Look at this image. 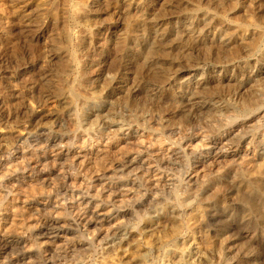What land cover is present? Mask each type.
Wrapping results in <instances>:
<instances>
[{
	"label": "rangeland",
	"instance_id": "obj_1",
	"mask_svg": "<svg viewBox=\"0 0 264 264\" xmlns=\"http://www.w3.org/2000/svg\"><path fill=\"white\" fill-rule=\"evenodd\" d=\"M251 42L256 44L254 51L247 48ZM231 49L238 53L231 54ZM163 69L168 75L165 82ZM263 86L264 0H0V264L175 263L197 230L210 229L208 225L192 229L190 224L202 196L218 182H227L233 192L238 170L227 166L234 159L244 160L247 147L254 160L264 153V117L253 122L255 129L249 127L259 110L244 116L242 127L232 128L233 133H217L214 128L216 120L229 117L219 111L202 112L206 106L216 110L238 105L250 95L263 94ZM192 93L198 98H191ZM198 108L204 110L198 117L194 113L195 123L189 128L183 121ZM203 126L202 131L209 129L204 137L197 132ZM248 127L255 136L252 141V135L243 143L230 138ZM167 128L182 130L191 141L179 144ZM181 159L187 162L185 168ZM161 160L168 165L158 168ZM147 176L154 177L153 183L162 181L153 184ZM187 177H192L189 184ZM127 185L135 186L130 190ZM238 231V224L229 222L226 234ZM249 235L239 237L250 241ZM255 246L264 261V240ZM229 258L240 264L234 254Z\"/></svg>",
	"mask_w": 264,
	"mask_h": 264
},
{
	"label": "bare ground",
	"instance_id": "obj_2",
	"mask_svg": "<svg viewBox=\"0 0 264 264\" xmlns=\"http://www.w3.org/2000/svg\"><path fill=\"white\" fill-rule=\"evenodd\" d=\"M230 2V1H229ZM37 9V8H36ZM263 13V12H262ZM169 30V29H168ZM62 32V31H61ZM184 33V32H183ZM204 34V33H203ZM181 35H182V32H181ZM189 35V34H188ZM227 35V34H226ZM187 36V35H186ZM185 36V37H186ZM193 36V35H192ZM199 36H200V34H199ZM228 36V35H227ZM183 37V36H182ZM184 37V38H185ZM202 37H204V36H202ZM170 38V37H169ZM168 38V39H169ZM176 38H178V37H176ZM188 38V37H187ZM201 38V37H200ZM205 38V37H204ZM189 39V38H188ZM194 40V39H193ZM159 42H160V40H159ZM160 43H162V42H160ZM222 43V42H221ZM232 43V42H231ZM230 43V44H231ZM219 44V43H218ZM157 45V44H156ZM159 45H161V44H159ZM196 45V44H195ZM195 45L193 46V47H195ZM219 45H221V44H219ZM231 45H234V44H231ZM251 45H253V47H251ZM239 46V45H238ZM191 47V46H190ZM203 47H204V45H203ZM211 47H212V45H211ZM216 47V46H215ZM222 48H224V46H221ZM232 47V46H231ZM230 46H229V48H231ZM255 47H256V44L254 43V42H251V43H249V45H247V48H251L249 51H254L255 50ZM228 48V47H227ZM235 48V47H234ZM253 48V49H252ZM152 49V48H151ZM192 49V48H191ZM218 49V48H217ZM155 50V49H154ZM180 50H182V49H180ZM179 50V51H180ZM194 50V49H193ZM204 50V49H203ZM215 50V49H214ZM239 50H240V48H239ZM160 51V50H159ZM176 51V50H175ZM213 51V50H212ZM219 51V50H218ZM222 51H224V50H222ZM222 51H220V54H221V52ZM231 51H232V49H231ZM190 52V51H189ZM188 52V53H189ZM207 52V51H206ZM214 52V51H213ZM148 53V52H147ZM157 53V52H156ZM155 53V54H156ZM170 53H172V52H170ZM186 53V52H185ZM236 53H238V51H236ZM235 52H234V50L232 51V53L231 54H236ZM242 53V52H241ZM243 53H245V52H243ZM243 53H242V56H243ZM148 54H150V53H148ZM184 54V53H183ZM191 54H192V52H191ZM208 55H209V53H207ZM223 54V53H222ZM226 54V53H225ZM229 54V53H228ZM179 55H182V54H179ZM215 55H216V53H215ZM153 56V55H152ZM156 56V55H155ZM183 56V55H182ZM196 56V55H195ZM194 56V57H195ZM198 56V55H197ZM214 56V55H213ZM233 56V55H232ZM236 56V55H235ZM234 56V57H235ZM160 57V56H159ZM193 57V58H194ZM205 57V56H204ZM223 57V56H222ZM228 57V56H227ZM239 57V56H238ZM64 58V57H63ZM214 58V57H213ZM231 58V57H230ZM149 58H147V60H148ZM200 59V58H199ZM217 59V58H216ZM222 59H224V57L222 58ZM151 60V59H150ZM200 60H202V59H200ZM229 60V59H228ZM186 61V60H185ZM226 61V60H225ZM142 64V63H141ZM184 64V63H183ZM194 64V63H193ZM159 65V64H158ZM195 65V64H194ZM63 66V65H62ZM164 66V65H163ZM190 66V65H189ZM159 68H160V66H159ZM158 68V69H159ZM164 68V67H163ZM176 68V67H175ZM165 69V68H164ZM164 69H163V72L162 73H164V82L165 81H167V79L166 78H168V75H166L165 73V71H164ZM173 69V68H172ZM156 70V69H155ZM162 70V69H161ZM160 71V70H159ZM150 73V72H149ZM160 73V72H159ZM159 73H156L157 75L159 74ZM162 73H161V75H162ZM175 74V73H174ZM165 75L167 76V77H165ZM201 75V74H200ZM256 78V77H255ZM161 79V78H160ZM53 81V80H52ZM156 81H157V79H156ZM163 81H161V83L163 82ZM156 84V83H155ZM157 84H159V83H157ZM258 85H259V83H258ZM244 87V86H243ZM264 87V86H263ZM251 88V87H250ZM60 89H62L61 87H60ZM213 89V88H212ZM149 90V89H148ZM63 91V90H62ZM201 91H203V90H201ZM200 91V92H201ZM195 92H196V90H195ZM204 92V91H203ZM248 92V91H247ZM256 92V91H255ZM152 93V92H151ZM215 94H217L216 92H215ZM197 95H199L198 94V92H197ZM196 95V93L194 94V93H192V95H191V98H193V99H195V98H198V96ZM206 95V94H205ZM218 95V94H217ZM216 95V96H217ZM249 95V94H248ZM246 96V95H245ZM222 97H223V95H222ZM234 97V96H233ZM250 97L251 98H244V99H242V102H240L238 105H228L227 107H225V108H220V109H217L216 108V110H213L211 107H208V106H206L205 108H206V110L205 111H203L204 109H202V108H198V109H195L191 114H189L190 115V117H189V115H186V116H188L187 118H186V120L185 121H183L184 123H186L185 125H187L188 127H189V125H192V124H194L195 123V119L193 118V115H194V113H195V116H197V115H199L202 111V113L203 114H205V113H207L208 115H215L216 114V112L217 111H219V113H222V115L224 114V116H227V117H229V119L230 120H228L227 118V120L224 122H219L218 120H216V127H214V128H216V130H217V133H220L221 131L222 132H228V131H230L231 132V129L232 128H238L239 126H241L243 123H242V121H241V119L242 118H244V116H247V115H249V114H251V113H253V112H255V111H257V110H259L258 111V113H260V114H257V115H255V116H251V118H250V123L252 124L255 120H258L259 121V119H261V118H263L264 117V93L263 94H261V95H258V96H256V97H252L251 95H250ZM219 98V97H218ZM230 99V98H229ZM155 100V99H154ZM153 101V100H152ZM156 101V100H155ZM165 101V100H164ZM236 101V100H235ZM168 102V101H167ZM143 105V104H142ZM117 106V105H116ZM155 107V106H154ZM163 107V106H162ZM221 107H224V106H221ZM182 108V107H181ZM146 109V108H145ZM156 109H157V107H156ZM183 109V108H182ZM106 111V110H105ZM201 111V112H200ZM146 112V111H145ZM151 112V111H150ZM149 112V113H150ZM100 114H101V112H99ZM183 113V112H182ZM190 113V112H189ZM99 114V115H100ZM167 114H168V112H167ZM179 114H180V112H179ZM187 114V113H186ZM94 115H96V113L94 114ZM184 115V114H183ZM207 115V116H208ZM219 115V114H218ZM170 116V115H169ZM179 116V115H178ZM185 115H184V117H186ZM138 117V116H137ZM140 117V116H139ZM151 117H152V115H151ZM198 117V116H197ZM206 117V116H205ZM219 117H220V115H219ZM192 118V119H191ZM201 118V117H200ZM210 118V117H209ZM221 118V117H220ZM144 119V118H143ZM183 119H185V118H183ZM88 120V119H87ZM103 120V119H102ZM202 120L203 119H201V122H202ZM204 120H206V119H204ZM197 122H199L198 120H196ZM75 122V121H74ZM196 122V123H197ZM247 122V121H246ZM248 122V123H249ZM60 123V122H59ZM73 123V122H72ZM90 123V122H89ZM180 123V122H179ZM210 123V122H209ZM214 123V122H213ZM255 123V122H254ZM250 124L249 125V127H253L254 126V129H255V127H257V125L256 124ZM260 123V122H259ZM91 124V123H90ZM71 125V124H70ZM183 125V124H182ZM196 125H198V124H196ZM215 125V124H214ZM259 125V124H258ZM154 126V125H153ZM152 126V127H153ZM199 126V125H198ZM210 126H211V124H210ZM213 126V125H212ZM160 127V126H159ZM178 127V126H177ZM187 127V128H188ZM242 127V126H241ZM240 127V128H241ZM249 127H248V130L247 129H245V131L243 132V128L242 129H239V131H237L238 133H234L235 135H236V137H234L235 135H232V137L230 136V138L232 139V140H234V142L235 141H239L240 143H243L242 141H244V140H246V137H249L250 135H252V134H249V131H250V129H252V128H250L249 129ZM173 128H175V127H173ZM183 129H184V126L182 127ZM190 128V127H189ZM200 128V127H199ZM203 128H205L204 126L203 127H201L200 129H198L197 130V132L199 133V134H202V136H203V133L205 134L206 133V135H208V130L209 129H206V130H204V131H202V129ZM212 128V127H211ZM210 128V129H211ZM246 128V127H245ZM197 129V128H196ZM180 130V129H179ZM213 129H211V131H212ZM167 133H170L171 134V136H175V137H177V141L179 142V144L180 143H182L183 141H186V142H188L189 143V141H191V136H189V135H187V133L185 134L184 132H182V130H180V131H176V130H168V128H167ZM184 131V130H183ZM185 131H187L186 130V127H185ZM194 131V130H193ZM214 131V130H213ZM212 131V132H213ZM235 131V130H234ZM188 132H189V130H188ZM196 132V134H198ZM231 133H233V132H231ZM43 134V133H42ZM189 134V133H188ZM210 134V133H209ZM254 134V133H253ZM91 135V134H90ZM105 135V134H104ZM151 135V134H150ZM149 135V136H150ZM211 135V134H210ZM222 135V134H221ZM228 135V134H227ZM62 136V135H61ZM157 136V135H156ZM155 136V137H156ZM158 136L159 137H161L162 135H159L158 134ZM167 136V135H166ZM192 136H194V135H192ZM198 136H200V135H198ZM253 136V135H252ZM91 137V136H90ZM92 137H93V135H92ZM96 137V136H95ZM108 137V136H107ZM141 137V136H140ZM154 137V138H155ZM170 137V136H169ZM174 137V138H175ZM204 137V136H203ZM227 137V136H226ZM254 137L255 136H253V138L251 139V141L254 139ZM86 138V137H85ZM94 138V137H93ZM162 138H163V136H162ZM218 138V137H217ZM216 138V139H217ZM229 138V137H228ZM65 139H67V138H65ZM68 139H70V137L68 138ZM82 139V138H81ZM84 139V138H83ZM82 139V140H83ZM156 139V138H155ZM197 139H198V137H197ZM219 139V138H218ZM221 139V138H220ZM225 139V138H224ZM227 139V138H226ZM231 139H229V140H231ZM58 140V139H57ZM90 140V139H89ZM99 140V139H98ZM131 140V139H130ZM138 141L140 140V139H137ZM157 140H159V141H157V142H160V139H158L157 138ZM167 140V139H166ZM196 140V139H195ZM47 141V140H46ZM51 141V140H50ZM54 141H56V140H54ZM59 141H60V139H59ZM59 141H58V143H59ZM161 141H162V139H161ZM173 141H175V140H173ZM176 141V142H177ZM221 141V140H220ZM225 141V140H224ZM223 141V142H224ZM52 142V141H51ZM61 142V141H60ZM119 142V141H118ZM134 142H136V141H134ZM200 142V141H199ZM202 142H203V139H202ZM260 142V141H259ZM31 143V142H30ZM42 142H40V144L38 145V146H40V145H42L41 144ZM43 143H46L45 141H43ZM54 143V142H53ZM52 143V144H53ZM57 143V142H56ZM55 143V144H56ZM63 143H64V140H63ZM138 143V142H137ZM139 143H140V141H139ZM201 143V142H200ZM236 143V142H235ZM250 143V141L248 142V144ZM52 144H49V145H52ZM62 144V143H61ZM123 144H125V143H123ZM141 144H142V142H141ZM155 144V143H154ZM176 144V143H175ZM210 144V143H209ZM208 144V145H209ZM217 144V143H216ZM245 144V143H244ZM45 145V144H44ZM65 145V144H64ZM81 145V144H80ZM85 145V144H84ZM135 145V144H134ZM152 145V144H151ZM156 145V144H155ZM169 145V144H168ZM202 145V144H201ZM204 145V144H203ZM208 145H206L205 144V146H208ZM211 145V144H210ZM213 145H215V144H213ZM222 145V144H221ZM258 145V143L255 145V147ZM19 146V145H18ZM23 146V145H22ZM37 146V147H38ZM46 146H47V144H46ZM54 146V145H53ZM82 146V145H81ZM167 146V145H166ZM184 146H185V144H184ZM195 146H197V145H195ZM225 146V145H224ZM245 147H246V145H244ZM250 146V145H249ZM20 147V146H19ZM40 147H42V146H40ZM83 147V146H82ZM137 147V146H136ZM140 147V146H139ZM176 147V146H175ZM178 147V146H177ZM222 147V146H221ZM235 147V146H234ZM30 148V147H29ZM45 148V147H44ZM124 148H126V147H124ZM130 148H133L132 146H130ZM135 148V147H134ZM159 148V147H158ZM216 148V147H215ZM219 148V147H218ZM226 148V147H225ZM241 148V147H240ZM247 148H249V147H247ZM245 149L246 150V152H245V157L243 158L244 160H242L241 162L240 161H238L237 162V160H235L234 159V161L233 162H231V164H229L227 167H231V168H237V172H236V176H235V178H234V181H233V192H229L228 191V189L226 188V186H225V184L227 183H224V182H221V183H216V185H214V188H213V190L210 192V190H209V192L207 193L206 192V194H204L203 196H202V198L199 200V202H198V206H196V208H195V212H194V214H196V219L193 221V218H192V221L193 222H191L190 224H191V228L192 229H195L196 227L198 228V226H200V225H208L209 227H210V229L208 230V231H205V232H201V231H199V230H197V232L195 233V240H192V241H189V242H193V243H190V246L188 247V250L186 251V253H183L182 254V256H180V257H178V258H180L179 260H177L175 263H172V264H230L231 262H229V260H231L229 257H230V255L231 254H234L237 258H238V260H239V262H240V264H263L264 263V261H260V259H259V252L257 251V248H256V244H260V243H262V241L264 240V153H263V155H261V157H260V159L257 161V160H254V158L253 157H248V155H249V153H248V151H249V149ZM21 149V148H20ZM23 149H24V146H23ZM59 149V148H58ZM129 149V148H128ZM145 149V148H144ZM176 150H178L177 148H175ZM227 149V148H226ZM45 150V149H44ZM66 150V149H65ZM69 150V149H68ZM173 150V149H172ZM216 149H214L213 151L214 152H216L217 153V151H215ZM219 150V149H218ZM236 150V149H235ZM238 150V149H237ZM35 151V150H34ZM42 151V150H41ZM167 151V150H166ZM30 152V151H29ZM53 152V151H52ZM68 152V151H67ZM72 152V151H71ZM70 152V153H71ZM176 155L175 156H177V155H179V152L178 151H173ZM190 152V151H189ZM194 152V151H193ZM203 152V151H202ZM241 152H243V151H241ZM61 153H62V150H61ZM123 153V152H122ZM206 153H208V152H206ZM24 154V153H23ZM22 154V155H23ZM72 154V153H71ZM100 154V153H99ZM165 154V155H164ZM163 155L164 156H166L167 157V155L166 154H168V152L166 153H164ZM169 154H170V152H169ZM188 154H190V153H188ZM209 154V153H208ZM33 155V154H32ZM72 155H75V153H73ZM102 155V154H101ZM162 155V154H161ZM173 155V154H172ZM244 155V154H243ZM250 155H252V153L250 154ZM253 155H255V154H253ZM24 156V155H23ZM59 156V155H58ZM65 156V155H64ZM146 156V155H145ZM221 156V155H220ZM226 156V155H225ZM238 156V155H237ZM71 157V156H70ZM86 157V156H85ZM179 157V159H180V156H178ZM196 157V156H195ZM198 157V156H197ZM205 157V156H204ZM72 158V157H71ZM101 157H99L98 159H100ZM159 158V157H158ZM162 158V157H161ZM160 158V159H161ZM176 158V157H175ZM202 158V157H201ZM215 158V157H214ZM235 158V157H234ZM259 158V157H258ZM6 159H7V157H6ZM55 159V158H54ZM124 159V158H123ZM130 159V158H129ZM177 159V158H176ZM175 159V160H176ZM196 159H199V158H196ZM219 159V158H218ZM23 160V159H22ZM36 160V159H35ZM63 160V159H62ZM65 160V159H64ZM143 160V159H142ZM142 160L140 159L139 161H141L142 162ZM157 160V159H156ZM167 160V159H166ZM186 160V159H185ZM200 160V159H199ZM199 160L198 161H195V165H197L196 167H198V164H200V162H199ZM205 160V159H204ZM241 160V159H240ZM25 161V160H24ZM57 161H59V160H57ZM107 161V160H106ZM119 161H121V160H119ZM130 161V160H129ZM128 161V162H129ZM180 161V160H179ZM181 161H183L182 163H181V165H183L184 166V168H185V164L187 163L186 161H184V159H181ZM201 161V160H200ZM7 162V161H6ZM11 162V161H10ZM10 162H8V165L7 166H9V164H10ZM65 162V161H64ZM127 162V161H126ZM145 162V161H144ZM147 162V161H146ZM201 162H203V161H201ZM2 163H4V162H2ZM1 163V164H2ZM24 163V162H23ZM35 163V162H34ZM33 163V164H34ZM36 163H38L37 161H36ZM35 163V164H36ZM39 163H40V161H39ZM76 163V162H75ZM92 163V162H91ZM118 163V162H117ZM155 163V162H154ZM164 163H166L165 165H168L167 164V162H165V161H158V163L156 164V166L158 165V168L159 167H161L162 165H164ZM5 164V163H4ZM7 164V163H6ZM6 164L4 165V166H6ZM34 164V165H35ZM43 164V163H42ZM55 164V163H54ZM58 164H61V163H58ZM78 164V163H77ZM133 163H131L130 165H132ZM138 164V163H137ZM136 164V165H137ZM141 164V163H140ZM140 164H138V165H140ZM150 165V164H152V160H151V163H149V162H147V165ZM31 165V164H30ZM76 165V164H75ZM120 165V164H119ZM118 165V166H119ZM142 165H145L144 163L142 164ZM147 165H145V166H147ZM148 165V166H149ZM164 165V166H165ZM170 165V164H169ZM194 165V164H193ZM192 165V166H193ZM3 166V165H2ZM6 166V167H7ZM26 165H24V167H25ZM58 166V165H57ZM107 167H109L108 165H106ZM171 166H172V164H171ZM174 166V165H173ZM201 166H202V164H201ZM206 166H207V163H206ZM61 167V166H60ZM63 167V166H62ZM78 167V166H77ZM111 167H113V165L111 166L110 165V167H109V169L111 168ZM117 167V166H116ZM122 167V166H121ZM140 167V166H139ZM138 167V168H139ZM154 167V166H153ZM166 167V166H165ZM169 166H167V168H168ZM175 167V166H174ZM66 168H67V166H66ZM96 168V167H95ZM94 168V169H95ZM144 168V167H143ZM171 168V167H170ZM6 169V168H5ZM42 169V168H41ZM69 169H70V167H69ZM88 169V168H87ZM116 169V168H115ZM147 169V168H146ZM151 169H152V167H151ZM174 169V168H173ZM176 169V168H175ZM195 169V168H194ZM197 169V168H196ZM216 169V168H215ZM4 170V169H3ZM24 170V169H23ZM29 170H30V168H29ZM28 170V171H29ZM61 170H62V168H61ZM71 170V169H70ZM70 170H68V171H66V172H69ZM77 170H79V168L77 169ZM132 170V169H131ZM140 170V169H139ZM161 170V169H160ZM171 170V169H170ZM198 170V169H197ZM201 170V169H200ZM9 171V170H8ZM58 171V170H57ZM65 171V170H64ZM74 171V170H73ZM128 171V170H127ZM134 171H136V170H134ZM144 171V170H143ZM142 171V172H143ZM152 171V170H151ZM157 170H155V172H156ZM162 171V170H161ZM183 171H185V170H183ZM194 171V170H193ZM1 172H3L2 171V169H1ZM24 172V171H23ZM61 172V171H60ZM106 172V171H105ZM126 172V171H125ZM141 172V171H140ZM139 172V173H140ZM149 172V171H148ZM163 172H165L164 170H163ZM177 172V171H176ZM6 173H7V171H6ZM70 173H73L72 172V170H71V172ZM88 173V172H87ZM111 173V172H110ZM112 173H113V171H112ZM118 173H120V172H118ZM128 173V172H127ZM127 173H125V175L127 174ZM131 173V172H130ZM192 173V172H191ZM233 173V172H232ZM67 174V173H66ZM65 174V175H66ZM115 174V173H114ZM134 174V173H133ZM138 174V173H137ZM145 174V173H144ZM143 174V175H144ZM148 174V173H147ZM152 174H154V176H155V174L156 173H152ZM166 174V173H165ZM4 175H5V172H4ZM7 175V174H6ZM64 175V174H63ZM91 175V174H90ZM113 175V174H112ZM120 174H118V176H119ZM139 175H142L141 173L139 174ZM138 175V176H139ZM158 174H156V176H157ZM159 175H162V172H161V174H159ZM168 175H170V174H168ZM176 175H178V174H176ZM181 175V174H180ZM191 175V174H190ZM202 175V174H201ZM204 175H205V173H204ZM210 175V174H209ZM231 176H232V174H230ZM61 176H62V174H61ZM124 176V175H123ZM150 176V175H149ZM173 176V175H172ZM121 177V176H120ZM127 177V176H126ZM141 177V176H140ZM148 177V176H147ZM146 177V178H147ZM72 178V177H71ZM95 178V177H94ZM109 178V177H108ZM132 179H133V176L131 177ZM149 178V177H148ZM150 178H152V181H151V183H153L155 180H153V176L152 177H150ZM150 178H149V180H150ZM176 178H178L177 176H176ZM188 179H187V181H186V183L187 184H189V182L190 181H192V177H187ZM195 178V177H194ZM203 178V177H202ZM211 178V177H210ZM232 178V177H231ZM31 179V178H30ZM39 179V178H38ZM65 179V178H64ZM73 179H74V177H73ZM100 179V178H99ZM107 179V178H106ZM115 179V178H114ZM131 179V180H132ZM138 179V178H137ZM199 179V178H198ZM197 179V180H198ZM32 180V179H31ZM68 180H69V178H68ZM130 180V179H129ZM195 180V179H194ZM200 180V179H199ZM219 180V179H218ZM224 180V179H223ZM96 181V180H95ZM101 181H103V180H101ZM106 181V180H105ZM138 181V180H137ZM159 183H160V181H162L161 179H158L157 180ZM228 181H229V179H228ZM28 182H29V180H28ZM32 182V181H31ZM72 182H74V180L72 181ZM72 182H70L71 184H72ZM143 182V184H144V182H145V179H144V181H142ZM158 182H156V183H158ZM195 182V181H194ZM230 182V181H229ZM7 183V182H6ZM6 183H4V184H6ZM9 183V182H8ZM34 183V182H33ZM38 183V182H37ZM67 183H69V182H67ZM93 183V182H92ZM98 183V182H97ZM132 183V182H131ZM156 183H153V184H156ZM41 184V183H40ZM52 184H53V182H52ZM102 184V183H101ZM109 184V183H108ZM119 184V183H118ZM126 184V183H125ZM125 184H124V186L123 187H125ZM128 184V183H127ZM147 184V183H146ZM22 185V184H21ZM55 185V184H54ZM56 185H57V183H56ZM55 185V186H56ZM69 185V184H68ZM86 185H89V183L88 184H86ZM96 185V184H95ZM103 185H104V183H103ZM114 185V184H113ZM121 185V184H120ZM160 185V184H159ZM171 185V184H170ZM185 185V184H184ZM184 185H183V187H184ZM197 185V184H196ZM4 186V185H3ZM7 186H9V185H7ZM38 187H40L39 185H37ZM46 186V185H45ZM62 186H63V184H62ZM61 186V187H62ZM72 186V185H71ZM70 186V187H71ZM94 186V185H93ZM100 186H102V185H100ZM106 186V185H105ZM117 186V185H116ZM128 186V185H127ZM130 186V185H129ZM129 186H128V188H129ZM133 186H135V185H133ZM133 186L131 187V188H133ZM148 186H149V184H148ZM161 186H162V184H161ZM161 186L159 187L160 189H161ZM169 186V185H168ZM188 186V185H187ZM229 186V185H228ZM21 187V186H20ZM47 187V186H46ZM50 187H51V185H50ZM64 187H67V186H64ZM96 187V186H95ZM97 187H98V185H97ZM52 188H54V189H56V188H59V187H52ZM51 188V189H52ZM83 188H84V186H83ZM82 188V189H83ZM105 188V187H104ZM108 188V187H107ZM126 188V187H125ZM131 188H129L130 190H131ZM137 188V187H136ZM148 188H151V186L150 187H148ZM48 189V188H47ZM50 189V188H49ZM48 189V190H49ZM51 189H50V191H51ZM62 189V188H61ZM68 189V188H67ZM80 189V188H79ZM87 189H88V187H87ZM112 189H114V188H112ZM111 189V190H112ZM163 189V188H162ZM182 189V188H181ZM184 189V188H183ZM187 189V188H186ZM211 189H212V187H211ZM15 190V189H14ZM13 190V191H14ZM33 190V189H32ZM71 190V189H70ZM110 190V191H111ZM114 190H116V189H114ZM119 190H120V188H119ZM125 190V189H124ZM137 190V189H136ZM152 190H154V187H153V189ZM158 190V189H157ZM5 191V190H4ZM12 191V192H13ZM61 191H63V190H61ZM60 191V192H61ZM97 191V190H96ZM96 191H94V194H95V192ZM117 191V190H116ZM122 191V190H121ZM126 191V190H125ZM141 191V190H140ZM155 191V190H154ZM184 191H186V190H184ZM208 191V190H207ZM7 192V191H6ZM77 192V191H76ZM113 192H115V191H113ZM1 193H3V192H1ZM21 193V192H20ZM35 193V192H34ZM67 194H68V192H66ZM80 193V192H79ZM118 193V192H117ZM123 193V192H122ZM126 193V192H125ZM141 193H142V191H141ZM155 193V192H154ZM33 194V193H32ZM36 194V193H35ZM48 194V193H47ZM55 194V193H54ZM63 194V193H62ZM76 194V193H75ZM102 194H107V192L106 193H102ZM115 194V193H114ZM120 194V193H119ZM167 194V193H166ZM186 194V193H185ZM193 194V193H192ZM5 195V194H4ZM66 195V194H65ZM83 195V194H82ZM96 195V194H95ZM110 195V192L108 191V194H107V196H109ZM163 195V194H162ZM7 196V195H6ZM14 196V195H13ZM17 196H18V194H17ZM22 196V195H21ZM42 196V195H41ZM68 196V195H67ZM69 196H72L71 195V192L69 193ZM74 196V195H73ZM72 196V197H73ZM84 196V195H83ZM87 196V195H86ZM99 196V195H98ZM113 196V195H112ZM132 196H135V195H132ZM4 197V196H3ZM27 197V196H26ZM100 197H102V196H100ZM110 197V196H109ZM127 197V196H126ZM144 197V196H143ZM193 197V196H192ZM25 198V197H24ZM48 198V197H47ZM55 199H56V196L54 197ZM53 198V199H54ZM66 198V197H65ZM71 198V197H70ZM69 197H68V199L69 200H71ZM105 198H106V196H105ZM104 198V199H105ZM133 198V197H132ZM135 198V197H134ZM162 198V197H161ZM200 198V197H199ZM198 198V199H199ZM13 199V198H12ZM26 199V198H25ZM53 199H52V201H53ZM67 198H66V200H68ZM73 199V198H72ZM82 199V198H81ZM189 199H191V198H189ZM58 200V199H57ZM61 200H62V198H61ZM60 200V201H61ZM113 200V199H112ZM55 201V200H54ZM73 201V200H72ZM77 201V200H76ZM80 201V200H79ZM79 201H77V202H79ZM84 201V200H83ZM83 201H82V203H83ZM85 201H87V200H85ZM106 201H108V200H106ZM183 201V200H182ZM187 201V200H186ZM61 202H63V201H61ZM61 202H60V204H61ZM71 202V201H70ZM76 202V203H77ZM95 202H97V201H95ZM184 202V201H183ZM31 203V202H30ZM54 203V202H53ZM56 203H58L59 204V202H56ZM55 203V204H56ZM80 203V202H79ZM37 204V203H36ZM59 204V205H60ZM63 204V203H62ZM61 204V205H62ZM72 204H74V202L72 203ZM84 204H87V203H84ZM93 204V203H92ZM8 205V204H7ZM6 205V206H7ZM57 205V204H56ZM69 205H71V204H69ZM77 205H78V203H77ZM187 205H189V203L187 204ZM15 206V205H14ZM20 206V205H19ZM50 206H52V205H50ZM54 206V205H53ZM62 206H65V205H62ZM72 206V205H71ZM85 206V205H84ZM92 206V205H91ZM94 206V205H93ZM96 206H97V204H96ZM95 206V207H96ZM111 206V205H110ZM109 206V207H110ZM116 206V205H115ZM184 206H186L185 204H184ZM16 207V206H15ZM36 207V206H35ZM34 207V208H35ZM49 207V206H48ZM58 207V206H57ZM70 207V206H69ZM74 207V206H73ZM71 208V209H74V208ZM86 207V206H85ZM94 207V208H95ZM104 207V206H103ZM192 207V206H191ZM22 208H25V207H22ZM52 208V207H51ZM117 208V207H116ZM10 209V208H9ZM20 210V208H17V211H19ZM52 209H54V207L52 208ZM57 209V208H56ZM84 209V208H83ZM82 209V210H83ZM103 209V208H102ZM106 209V208H105ZM105 209H104V212H105ZM110 209V208H109ZM184 209V208H183ZM63 210V209H62ZM61 210V211H62ZM79 210V209H78ZM78 210H76V211H78ZM81 210V211H82ZM85 210V209H84ZM9 211V210H8ZM11 211V210H10ZM22 211V210H21ZM34 211V210H33ZM36 211V210H35ZM58 211H60V210H58ZM91 211H92V209H91ZM99 211V210H98ZM100 211H102V210H100ZM190 211V210H189ZM188 211V212H189ZM194 211V210H193ZM1 212V211H0ZM27 212V211H26ZM53 212H56V210H53ZM73 212H75V210L73 211ZM73 212H72V214H73ZM90 212V211H89ZM103 212V211H102ZM164 212V211H163ZM177 212V211H176ZM188 212H187V214H188ZM58 213V212H57ZM57 213H53V214H57ZM78 213H79V211H78ZM85 213H88V212H85ZM97 213V212H96ZM142 213H144V212H142ZM172 212H170L169 214H171ZM191 213V212H190ZM11 214V213H10ZM52 214V215H53ZM64 214H65V212H64ZM98 214V213H97ZM186 214V215H187ZM220 214H222L223 216H225L223 219L220 217V216H222V215H220ZM15 215V214H14ZM13 215V216H14ZM18 215H20V214H18ZM59 215V214H58ZM76 215V214H75ZM80 215V214H79ZM91 215H92V213H91ZM95 215V214H94ZM6 216V215H5ZM12 216V215H11ZM10 216V217H11ZM21 216V215H20ZM20 216H17V217H20ZM78 216V215H77ZM82 216L84 217V215L82 214ZM81 216V217H82ZM140 216V215H139ZM176 216H177V214H176ZM6 217H8V216H6ZM9 217V218H10ZM14 217H16V215L14 216ZM74 217V216H73ZM87 217H89L90 218V215H88V216H86L85 217V220L87 219ZM180 217V216H179ZM3 218V217H2ZM21 218H22V216H21ZM92 218H93V215H92ZM101 218V217H100ZM122 218V217H121ZM125 218V217H124ZM4 219V218H3ZM44 219V218H43ZM73 219V218H72ZM71 219V220H72ZM97 219V218H96ZM108 219V218H107ZM5 220H9V219H5ZM22 220V219H21ZM21 220H20V223H21ZM34 220V219H33ZM74 220V219H73ZM80 220L81 221H85V220H82L81 218H80ZM88 220H91V219H88ZM95 220V219H94ZM104 219H102L101 221H103ZM112 220H114V219H112ZM168 220V219H167ZM27 221V220H26ZM41 221V220H40ZM43 221V220H42ZM44 221H45V219H44ZM78 221V220H77ZM80 221V222H81ZM100 221V222H101ZM189 221H191V220H187V222H189ZM9 222V221H8ZM13 222V221H12ZM28 222V221H27ZM38 222H39V220H38ZM47 222V221H46ZM51 222V221H50ZM62 222V221H61ZM93 222V221H92ZM96 222V221H95ZM106 222V221H105ZM104 222V223H105ZM127 222V221H126ZM229 222H236L237 224H238V226H239V230L240 231H238L239 232V234L240 233H250V235H249V237H250V241H248V240H245V237L246 236H244V238L243 237H239V234L238 235H235V234H233V233H231V234H226V230H228V228H229ZM18 223H19V221H18ZM40 223V222H39ZM59 224H61L60 222H58ZM64 223V222H63ZM67 223H69V222H67ZM79 223V222H78ZM87 223V222H86ZM91 223V222H90ZM9 224H12V223H10L9 222ZM29 224H30V222H29ZM44 224V223H43ZM47 224V223H46ZM53 224V223H52ZM94 224V223H93ZM19 225V224H18ZM21 225V224H20ZM19 225V226H20ZM26 225V224H25ZM31 225V224H30ZM30 225L28 226V227H30ZM40 225H41V223H40ZM39 225V226H40ZM58 225V224H57ZM63 225V224H62ZM64 225H65V223H64ZM67 225H69V224H67ZM71 225V224H70ZM79 225H80V223H79ZM82 225V224H81ZM185 225V224H184ZM38 226V225H37ZM38 226V227H39ZM53 226V225H52ZM55 226V225H54ZM74 226V225H73ZM83 226H84V222H83ZM82 226V227H83ZM187 226V225H186ZM189 226V225H188ZM233 226V225H232ZM8 227H9V225H8ZM11 227V226H10ZM32 227H34L33 225H32ZM31 227V228H32ZM48 227H50V226H48ZM62 227V226H61ZM76 227V226H75ZM81 227V226H80ZM81 227V228H82ZM11 228H14V226H12ZM24 228V227H23ZM57 228V227H56ZM78 228V227H77ZM169 228V227H168ZM180 228H182V227H180ZM7 229V228H6ZM10 229V228H9ZM15 229V228H14ZM18 229V228H17ZM63 229V228H62ZM62 229H61V231H62ZM248 229H250V231L251 232H249L248 231ZM1 230V229H0ZM46 230V229H45ZM112 230V229H111ZM232 230V229H231ZM14 231H17L18 232V230H14ZM19 231H21L22 232V230L19 228ZM44 231V230H43ZM172 231V230H171ZM199 231V232H198ZM25 232H26V230H25ZM112 232V231H111ZM184 232V231H183ZM230 232V230L228 231V233ZM37 233V232H36ZM51 233V232H50ZM177 233V232H176ZM180 233V232H179ZM16 234H18V233H16ZM21 234V233H20ZM43 234V233H42ZM152 234V233H151ZM174 234V233H173ZM189 234V233H188ZM28 235V234H27ZM32 235V234H31ZM45 235V234H44ZM54 235V234H53ZM157 235V234H156ZM29 236V235H28ZM49 236V235H48ZM189 236V235H188ZM11 238H12V236H10ZM17 237V236H16ZM27 237V236H26ZM42 237V236H41ZM186 237V236H185ZM7 238V237H6ZM56 238V237H55ZM191 238V237H190ZM14 239V238H13ZM23 239V238H22ZM36 239V238H35ZM39 239V238H38ZM247 239V238H246ZM6 240H8V239H6ZM20 241V240H19ZM55 241V240H54ZM6 242V241H5ZM8 242H9V240H8ZM16 242V241H15ZM14 242V243H15ZM4 243V242H3ZM255 243V244H254ZM38 244H39V242H38ZM41 244H42V242H41ZM3 245H5V243L3 244ZM9 245V244H8ZM13 245V244H12ZM16 245V244H15ZM14 245V246H15ZM40 245V244H39ZM189 245V244H188ZM73 246H74V244H73ZM83 246V245H82ZM162 246V245H161ZM184 246V245H183ZM2 247V246H1ZM12 247V246H11ZM20 247V246H19ZM80 247V246H79ZM2 248H4V246L2 247ZM15 248V247H14ZM17 248V247H16ZM117 248V247H116ZM159 248V247H158ZM181 248V247H180ZM8 249H9V247H8ZM261 249V248H260ZM1 250V249H0ZM262 250V249H261ZM8 251V250H7ZM12 251V250H11ZM135 251V250H134ZM6 252V251H5ZM4 252V253H5ZM3 253V252H2ZM3 253V254H4ZM37 254V253H36ZM35 254V255H36ZM1 255V254H0ZM6 256V255H5ZM4 256V257H5ZM32 256V255H31ZM12 257V256H11ZM11 257H9V258H11ZM14 257V256H13ZM30 257V256H29ZM263 258V257H262ZM15 259H16V257H15ZM10 260H12V259H10ZM130 260V259H129ZM17 261V260H16ZM6 262V261H5ZM16 264V263H15ZM19 264V263H18ZM232 264V263H231Z\"/></svg>",
	"mask_w": 264,
	"mask_h": 264
}]
</instances>
